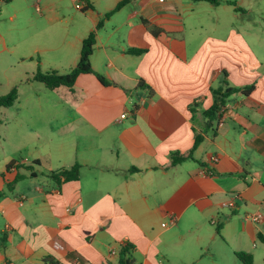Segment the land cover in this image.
<instances>
[{"label": "crops", "instance_id": "0c3cea01", "mask_svg": "<svg viewBox=\"0 0 264 264\" xmlns=\"http://www.w3.org/2000/svg\"><path fill=\"white\" fill-rule=\"evenodd\" d=\"M121 1L0 0L4 49L31 62L58 53L67 73L95 31L90 63L109 81L81 73L52 89L66 87L61 100L10 106L21 121L33 103L26 113L49 127L27 125L30 139L0 169V264H117L125 244L132 264H243L236 252L264 264V62L252 47L264 16L243 18L246 0H129L113 11ZM227 88L239 90L208 119ZM35 160L32 175L24 165ZM76 163L77 180L48 175Z\"/></svg>", "mask_w": 264, "mask_h": 264}, {"label": "rangeland", "instance_id": "374dc122", "mask_svg": "<svg viewBox=\"0 0 264 264\" xmlns=\"http://www.w3.org/2000/svg\"><path fill=\"white\" fill-rule=\"evenodd\" d=\"M246 1V5L251 7L252 11H247L242 17L248 19L254 25L257 17L261 15L264 16V0ZM1 7L3 15L0 17V95L7 94L13 87H16L18 91V100L22 103H24V101H32V99L35 98L48 101L63 99L65 96L61 94V90L66 87H61L58 90H51L44 87L40 82L27 81V77H31L37 70L36 61H41L40 68L42 71L56 69L61 73H65L64 71L66 70L64 69H68L66 67L69 60L63 59V56L55 53L39 60L35 58V60L31 62L28 59L20 58L21 54L16 50L9 52L4 49L7 44L11 46L7 32H5L8 28L9 13L6 6L2 5ZM255 31L260 42L253 44L252 47L254 52L262 57V61L264 62V56H262L264 55V26L257 25ZM13 39L16 40V35ZM24 45L25 43L23 42L22 47ZM262 69L264 71V66ZM16 104L12 108L2 107L0 109V169L10 160V157H15L14 153L19 149V146L30 139L31 134L27 133V125L41 132L47 131L49 127V118L45 115L35 114L29 116L26 113L27 110L36 111L38 109L33 103L28 104L30 105L29 107L23 108V112L25 111V113L20 114L21 121H18L17 118H13ZM46 109H51V107H46ZM18 124H24V128L18 127Z\"/></svg>", "mask_w": 264, "mask_h": 264}, {"label": "trees", "instance_id": "16d2710c", "mask_svg": "<svg viewBox=\"0 0 264 264\" xmlns=\"http://www.w3.org/2000/svg\"><path fill=\"white\" fill-rule=\"evenodd\" d=\"M128 1L129 0H122L121 2L117 4V6L114 8L113 11L121 8ZM191 1H194V2L205 1L213 5H217L220 3V0H191ZM229 3L233 5L235 4L234 2H229ZM111 13L112 11L108 12L106 14V17H108ZM95 41H96V34H95V31H93L83 40L79 60L77 64L69 72L58 73L55 70L42 71L40 66L38 65L37 70L31 75V77H27V81L40 82L46 88L51 89V90L58 88L60 86H66V87L72 88L79 74L90 73V74H94L98 78V80L102 82L103 84H108L109 81L106 78H104L102 75L95 72L90 63V56L92 54ZM130 51L132 53L141 52V50H130ZM246 86H249L247 88L251 89L252 88L251 86L253 85L251 84V85H246ZM238 90L239 88H227L225 90H221V89L215 90L214 91L215 102H214V105L205 112L206 117L208 119L216 118V116L219 115V109L222 106H224L226 100ZM247 92H248L247 90H244V93H247ZM17 98H18L17 88L13 87L7 94L0 95V108L12 106L14 102L17 100ZM201 139H202L201 136H197L195 138L194 147L198 145ZM184 158L185 156L175 155L173 156V163L174 164L179 163ZM14 165H16L17 168L19 167L17 162L12 160L6 165V169L7 170L10 169ZM38 165H40V161L35 160L28 165H24V168L26 170L31 171V174L34 175V172H33L34 168L35 166H38ZM79 170H80V165L76 163L70 168H61L56 171H50L48 175L56 182H67L71 180H77L79 178ZM21 177L22 176L18 174L12 183H8V187L11 189L12 186ZM236 255L243 262V264H252V256L250 254H247L245 252H236ZM132 263H133V259L130 255L129 245L125 244L120 250V258L117 264H132Z\"/></svg>", "mask_w": 264, "mask_h": 264}, {"label": "built area", "instance_id": "2783aa9c", "mask_svg": "<svg viewBox=\"0 0 264 264\" xmlns=\"http://www.w3.org/2000/svg\"><path fill=\"white\" fill-rule=\"evenodd\" d=\"M76 8H81V4L78 2L76 4ZM122 117L125 116V114L121 115ZM211 160H216L215 157H211ZM226 205H228L229 207H233L235 205L234 200L230 199L226 202ZM246 219L252 220V221H260L263 218V215L261 213H246L244 216ZM213 222H215V220H212Z\"/></svg>", "mask_w": 264, "mask_h": 264}]
</instances>
